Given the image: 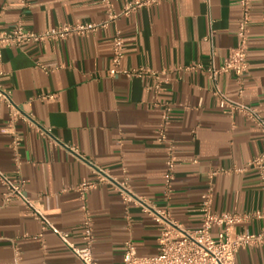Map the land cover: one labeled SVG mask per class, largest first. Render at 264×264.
I'll return each mask as SVG.
<instances>
[{"label": "crops", "instance_id": "obj_1", "mask_svg": "<svg viewBox=\"0 0 264 264\" xmlns=\"http://www.w3.org/2000/svg\"><path fill=\"white\" fill-rule=\"evenodd\" d=\"M127 1L112 3L120 12ZM238 2L170 0L84 36L3 50L0 84L31 123L20 119L7 131L9 108L0 103V172L23 178L33 207L67 231L77 246L84 244L83 223L89 217L99 264H123L129 240L139 255L157 254L160 232L151 215L126 204L110 183L83 200L76 188L96 180L93 166L119 182L128 180L134 195L147 198L187 229L200 226V205L210 188L215 212L264 210V190L253 163L264 155V135L245 116L221 110L216 95L253 107L264 118V0H252L245 77L239 81L233 74H219L213 79L208 71L211 65L220 68L239 44ZM0 11L2 31L19 22L25 30L42 32L107 20L100 0H0ZM117 29L125 45L122 67L165 73L170 83L163 93L149 89L154 79L110 75ZM195 64L202 67L192 68ZM165 103L172 113L161 142ZM14 134L17 148L12 146ZM170 147L176 168L168 201L164 174ZM3 193L0 183V264H83L21 202L3 204ZM263 229L264 217L240 224L236 231ZM236 264H264V244L240 248Z\"/></svg>", "mask_w": 264, "mask_h": 264}, {"label": "built area", "instance_id": "obj_2", "mask_svg": "<svg viewBox=\"0 0 264 264\" xmlns=\"http://www.w3.org/2000/svg\"><path fill=\"white\" fill-rule=\"evenodd\" d=\"M26 2L27 0H21ZM170 0H130L124 3L120 12L114 8L112 0H100L107 13V20L103 24L76 23L71 25L59 26L42 32L25 30L22 23H17L10 31H2L0 28V77L3 75L2 56L3 50L12 47H21L24 44L34 42L42 43L47 40L66 39L75 35L84 36L95 32L99 28L114 24L120 17L130 16L134 12L154 4H160ZM240 19L238 21L237 37L239 44L233 48L224 64L220 68L210 66L208 71L211 78L219 74H233L239 81L242 80L249 71L248 60V38L251 21L252 0H239ZM3 12L0 11V25ZM125 56V45L120 30H115L111 42V76L125 75L131 77H145L155 80V84L149 89L161 94L170 83V78L165 73H157L149 68H139L136 70H125L122 61ZM202 67L195 64L192 68ZM48 71L47 68L42 67ZM242 94L243 90H239ZM219 97V108L227 112L230 116L241 114L250 120L264 135V118L253 107L241 103L230 101L225 95L217 92ZM0 103H4L9 108V123L7 131H11L16 122L24 119L31 123V118L26 117L19 107L13 102L11 91L0 84ZM172 108L169 104H164L161 116L162 127L158 132L159 141L166 140L167 128L170 124ZM43 134H48V129H42ZM19 138L13 136L12 146H19ZM16 163L20 164L19 159ZM255 166L258 169L262 189L264 190V155L255 158ZM96 175L95 181L83 182L76 190L81 198L91 190L96 189L101 184L110 183L120 193L126 204L134 203L139 206L142 212L153 217L159 226V238L157 254L142 256L138 254L137 246L132 241L125 242V253L123 264H236V254L240 248L255 244H264V229L258 233H241L236 229L240 224L254 219H262L264 210L253 213L238 214L230 212H215L212 209L213 189L210 188L203 196L200 205L201 223L196 229H187L182 224L174 221L170 214L165 210L159 209L154 203L145 197L136 196L131 191L128 180L117 181L107 170L93 166ZM176 168V156L173 147L168 148L166 160V172L164 183L167 193V200L171 198L173 190L174 172ZM0 183L4 187L3 204L7 205L14 201L21 202L29 211V214L37 219L44 228L52 230L73 253L83 262V264H99L93 255L94 235L92 222L89 217L84 219V232L82 246H77L69 240V233L56 228L47 218L46 214L33 207L26 193V182L21 177L11 178L7 174L0 172ZM218 229L216 236L213 230Z\"/></svg>", "mask_w": 264, "mask_h": 264}]
</instances>
